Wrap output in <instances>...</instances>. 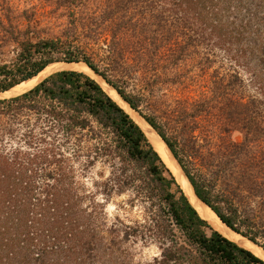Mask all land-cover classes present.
Returning a JSON list of instances; mask_svg holds the SVG:
<instances>
[{"label": "trees", "instance_id": "16d2710c", "mask_svg": "<svg viewBox=\"0 0 264 264\" xmlns=\"http://www.w3.org/2000/svg\"><path fill=\"white\" fill-rule=\"evenodd\" d=\"M54 1L69 26L19 41L15 59L0 63V93L55 62L86 63L167 143L197 197L264 250V0ZM101 29L103 65L81 43ZM130 82L139 88L129 92ZM105 91L63 70L0 100V264H132L122 250L130 241L156 243V264H264L199 216ZM99 160L111 176L89 189L81 177ZM129 187L142 218L109 223L104 203Z\"/></svg>", "mask_w": 264, "mask_h": 264}, {"label": "rangeland", "instance_id": "374dc122", "mask_svg": "<svg viewBox=\"0 0 264 264\" xmlns=\"http://www.w3.org/2000/svg\"><path fill=\"white\" fill-rule=\"evenodd\" d=\"M101 5L100 1L89 3L86 7V13H92L99 10ZM83 9L82 12L85 11ZM69 11L67 7L56 5L54 0H0V63H11L19 52V41L24 39H31L37 41L41 38H54L60 35L69 26ZM105 29V28H104ZM101 29L103 34L98 35L94 40H82L83 46L87 53L92 56L96 62L103 65L101 58L105 55L106 40L109 39L108 32ZM109 41V40H108ZM86 42V43H85ZM80 72H83L95 80L100 82V79L94 74H91L89 68L84 64ZM219 63L214 64L217 67ZM71 70L68 69L63 63L53 64L42 71L36 77H33L13 89L9 90L10 93L2 97H9L23 93L33 87L45 75L58 70ZM78 71V70H77ZM102 87L105 89L108 84L104 81ZM112 88V87H111ZM139 86L135 82H130L128 91L132 92ZM164 89L163 91H165ZM167 100L172 101V93H167ZM123 108L128 109L121 101L115 99ZM144 112H148L143 108ZM136 120H139L140 115L133 113ZM33 118V117H32ZM15 133L18 137L22 131L21 126H15ZM235 139H241V133L234 132ZM112 168L109 163L99 160L93 167H89L83 177L82 181L91 188L94 182L106 181L111 176ZM178 181V180H177ZM101 201H105L101 195H98ZM134 196L133 190L129 187L122 193L113 194L112 198L107 201L106 213L107 220L110 223L115 217L119 216L127 223L140 220L142 218L143 203ZM132 202V203H131ZM132 204V207H131ZM211 232V230H209ZM125 256L132 264H156L154 258L160 254V247L154 243L149 242L143 244L141 241L127 242L122 246Z\"/></svg>", "mask_w": 264, "mask_h": 264}, {"label": "bare ground", "instance_id": "6f19581e", "mask_svg": "<svg viewBox=\"0 0 264 264\" xmlns=\"http://www.w3.org/2000/svg\"><path fill=\"white\" fill-rule=\"evenodd\" d=\"M63 64L66 65L67 68L71 69V70L81 71V69L83 68L82 63H63ZM51 65H53V64H51ZM51 65H49V66H51ZM90 72H91V74H93L91 70H90ZM105 90L108 93V95L111 96L114 100L119 98L120 99L119 101H121L128 109H130L129 106L122 100L120 95L113 88H111L110 86H107L105 88ZM7 93H10V91L0 93V97H2L3 95H6ZM134 119H135V117H134ZM136 122L145 131L150 142L153 144L154 148L161 155L162 159L167 164L168 168L172 171L175 178L178 180V183L180 184V186L184 190L185 194L187 195L188 199L190 200L192 205L198 210V213H200L201 217L206 219L210 223V225L213 227V229L220 232L226 238L230 239L231 241L237 243L238 245H240L242 247H245V248L253 251L256 255H258L259 257L264 259V251L260 247H258L257 245H255L254 243H252L251 241L246 239L245 237L241 236L240 234L236 233L235 231H233L229 227H227L220 220V218L210 209L209 206L204 204L202 201H200V199H198V197H196L194 190H193L190 182L188 181V179L184 175L180 165L174 159V157L172 156L167 145L164 143V141L158 135V133L144 119L139 118V120H136Z\"/></svg>", "mask_w": 264, "mask_h": 264}, {"label": "water", "instance_id": "95a60500", "mask_svg": "<svg viewBox=\"0 0 264 264\" xmlns=\"http://www.w3.org/2000/svg\"><path fill=\"white\" fill-rule=\"evenodd\" d=\"M58 63H68V62H55V63H53V64H58ZM71 63H82V64H85L91 71H92V73L96 76V77H98L99 79H100V82L99 81H97L101 86H102V82L101 81H104L106 84H108L110 87H112L109 83H107L106 82V80L101 76V75H99L98 73H96L94 70H92L86 63H84V62H71ZM63 70H65V69H62V70H58V71H54V72H52V73H50V74H47V75H45L42 79H40L33 87H31L30 89H28L27 91H25V92H23V93H20V94H18V95H14V96H9V97H0V100H2V99H9V98H13V97H17V96H20V95H22V94H24V93H26V92H28V91H30L31 89H33L34 87H36L40 82H42L44 79H46L47 77H49L50 75H52V74H54V73H56V72H59V71H63ZM103 88V87H102ZM116 92H117V90L114 88V87H112ZM106 92V91H105ZM4 93V92H3ZM107 93V92H106ZM118 93V92H117ZM108 94V93H107ZM119 94V93H118ZM120 95V94H119ZM121 97V96H120ZM112 98V97H111ZM122 98V97H121ZM113 99V98H112ZM114 100V99H113ZM122 100L129 106V104L122 98ZM120 105V104H119ZM121 106V105H120ZM122 107V106H121ZM123 108V107H122ZM129 108L131 109L130 111H127L126 109H124L130 116H131V118L136 122V120L134 119V116H133V113H137L135 110H133L130 106H129ZM141 117V116H140ZM142 118V117H141ZM143 119V118H142ZM137 123V122H136ZM138 124V123H137ZM139 125V124H138ZM141 128V127H140ZM142 129V128H141ZM143 130V129H142ZM144 132V131H143ZM145 133V132H144ZM159 135V134H158ZM160 136V135H159ZM163 140V139H162ZM164 141V140H163ZM164 143L167 145V143L164 141ZM167 147H168V145H167ZM168 149L170 150V148L168 147ZM170 152H171V150H170ZM171 154H172V152H171ZM172 156H173V154H172ZM174 157V156H173ZM174 159H175V157H174ZM176 160V159H175ZM177 161V160H176ZM178 162V161H177ZM179 164V163H178ZM180 165V164H179ZM181 167V166H180ZM181 169H182V167H181ZM182 171H183V169H182ZM183 173H184V171H183ZM184 175L186 176V174L184 173ZM186 178L188 179V177L186 176ZM188 181H189V179H188ZM190 182V181H189ZM190 184H191V182H190ZM191 186H192V184H191ZM192 188H193V186H192ZM193 190H194V188H193ZM194 193H195V191H194ZM195 195H196V193H195ZM196 197H197V195H196ZM188 198V197H187ZM199 199V198H198ZM189 200V199H188ZM201 201V200H200ZM190 202V201H189ZM205 204V203H204ZM192 205V204H191ZM193 206V205H192ZM194 207V206H193ZM195 208V207H194ZM196 209V208H195ZM197 211V210H196ZM197 213H198V211H197ZM199 214V213H198ZM199 216L201 217V215L199 214ZM203 220H205L206 222H207V224L211 227V229L213 228L211 225H210V223L206 220V219H204L203 217H201ZM214 230V229H213ZM214 231H216V230H214ZM216 232H218V231H216ZM219 233V232H218ZM221 234V233H220ZM222 235V234H221ZM226 238V237H225ZM228 239V238H227ZM247 239V238H246ZM249 240V239H248ZM231 241V240H230ZM249 241H251V240H249ZM233 242V241H232ZM252 242V241H251ZM235 243V242H234ZM252 243H254V242H252ZM237 244V243H236ZM255 244V243H254ZM238 245V244H237ZM255 245H257V244H255ZM240 246V245H239ZM258 246V245H257ZM242 247V246H241ZM258 247H260V246H258ZM261 248V247H260ZM262 249V248H261ZM263 250V249H262ZM264 251V250H263ZM252 252V251H251ZM257 256V255H256ZM260 258V257H259ZM263 260V259H262ZM264 261V260H263Z\"/></svg>", "mask_w": 264, "mask_h": 264}]
</instances>
